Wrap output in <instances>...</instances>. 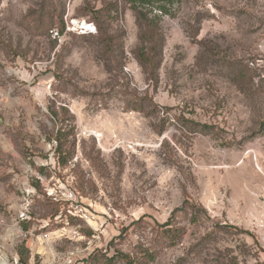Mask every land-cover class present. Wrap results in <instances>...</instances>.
I'll return each mask as SVG.
<instances>
[{"label": "rangeland", "instance_id": "1", "mask_svg": "<svg viewBox=\"0 0 264 264\" xmlns=\"http://www.w3.org/2000/svg\"><path fill=\"white\" fill-rule=\"evenodd\" d=\"M169 12L151 78L124 0H0V264L22 245L27 264L140 245L152 264H264V0H178ZM60 19L96 33H60ZM50 111L73 129L64 166ZM24 197L30 221L16 225Z\"/></svg>", "mask_w": 264, "mask_h": 264}, {"label": "trees", "instance_id": "2", "mask_svg": "<svg viewBox=\"0 0 264 264\" xmlns=\"http://www.w3.org/2000/svg\"><path fill=\"white\" fill-rule=\"evenodd\" d=\"M129 9L135 14L139 25L145 31L143 34V42L146 44L142 50L137 54L138 64L145 69L149 77H154V72L159 64V56L162 49V35L159 31V20L161 16L170 15L169 9L178 0H124ZM156 11L153 16L152 13ZM59 32H64V21L61 19ZM100 24V23H99ZM98 24V25H99ZM96 28V26H95ZM104 42L108 47H112V40L110 37L105 36ZM135 106V105H134ZM137 108V107H134ZM141 108V107H139ZM53 120L57 122V131L55 134L57 162L59 165L64 166L70 159V152H66L68 144V137L73 129L66 130L64 128L67 118L59 119L54 111H50ZM72 121V119H71ZM186 208L196 215L198 210H202L199 206L193 203L186 202ZM57 215V214H55ZM164 237L168 240L170 245H174L181 239V229L177 227L174 222V214L169 221L164 225ZM20 259V264H27L28 251L24 246H19L17 251ZM155 259V253L139 246L134 254H126L119 250H114V254L108 256L106 254L95 253L89 257L91 264H152Z\"/></svg>", "mask_w": 264, "mask_h": 264}, {"label": "built area", "instance_id": "3", "mask_svg": "<svg viewBox=\"0 0 264 264\" xmlns=\"http://www.w3.org/2000/svg\"><path fill=\"white\" fill-rule=\"evenodd\" d=\"M96 33V28L94 24L92 23H86L84 21L80 22L74 19L65 20L64 19V34H79V35H93ZM64 202L72 203L75 202V197L72 193L69 191H64L61 193ZM28 208H29V201L28 199L23 198V202L20 205V209L18 210L16 217L14 219V223L16 225H19L20 223H27L30 221V216L28 215ZM70 215H72L75 218H81L83 219V215L81 211H68ZM19 236H24V232L18 228ZM43 239L47 240L49 238V235H43ZM82 238L79 237L75 232L72 234L71 237H69V240H75L79 241ZM16 264H20L19 261L16 262ZM49 264H54V261ZM62 264H75V253L70 252L67 253L63 258Z\"/></svg>", "mask_w": 264, "mask_h": 264}]
</instances>
